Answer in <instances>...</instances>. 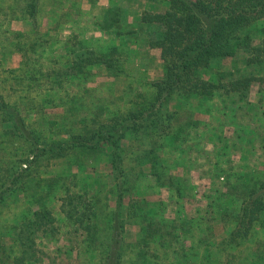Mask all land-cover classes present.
<instances>
[{
  "label": "rangeland",
  "instance_id": "374dc122",
  "mask_svg": "<svg viewBox=\"0 0 264 264\" xmlns=\"http://www.w3.org/2000/svg\"><path fill=\"white\" fill-rule=\"evenodd\" d=\"M89 1L41 0L35 26L22 24L18 0H0V99L18 109L42 148L82 134L81 121L91 119L100 106L107 116L117 115L120 108L116 104L123 103L125 96L121 95L128 87L135 94L153 96L147 88L133 90L134 83H149L147 75L136 74L132 82L120 79L129 50L108 36V27L100 24L104 11L96 6V0L92 5ZM90 53H109L98 58V63L113 65L110 76L97 66L77 64ZM259 88L257 84L252 90ZM261 88L263 91L264 84ZM252 95L253 100L260 99L256 93ZM204 98L189 99L196 119H201L206 109L198 102ZM131 100L120 115L132 108ZM237 103L241 115L247 101ZM185 106L173 121V132H165L152 143L150 138L138 140L133 135L124 141V167L130 173L124 207L141 203L139 216L128 221L123 264H264V213L249 237L230 239L246 185L251 179L258 181L264 164L259 149L245 153L242 145H263V130L255 125L247 134L239 129L241 136L237 131L236 137L220 133L216 141L198 137L201 132L213 135L214 129L198 124L199 120L186 122L189 107ZM153 146L157 164L155 160L137 163ZM34 151L31 143L5 133L0 116V194L13 177H20L0 200V260L18 255L11 237L13 226L33 221L36 213L45 210L63 222V201L73 199L96 204L100 239L89 264H100L95 248L106 242L116 208V183L105 151L72 148L63 156L47 154L32 164ZM153 172L165 177L152 176ZM23 212L28 216L22 218ZM179 226L186 227L184 233ZM66 231L63 226L61 232ZM180 239L184 241L181 245ZM56 255L53 250L52 259L45 264L53 260L62 264Z\"/></svg>",
  "mask_w": 264,
  "mask_h": 264
},
{
  "label": "trees",
  "instance_id": "16d2710c",
  "mask_svg": "<svg viewBox=\"0 0 264 264\" xmlns=\"http://www.w3.org/2000/svg\"><path fill=\"white\" fill-rule=\"evenodd\" d=\"M18 1L32 25L37 26L39 0ZM166 1L168 8L165 12H145L141 18L142 23L160 26V32H154L146 43L151 49L160 51L165 67L164 76L152 83L158 90L156 96L134 95L128 87L125 93L133 97L132 108L127 113L109 117L100 106L91 119L81 121L82 134L72 137L68 142L53 143L43 148L37 145L33 133L28 129L18 109L0 99V116L5 133L20 137L35 146L32 164L47 154L63 156L64 152L72 148L105 151L116 183V208L110 218L106 242L95 248L100 264H123L128 221L139 216L137 207L140 201L131 203L128 209L124 207L125 187L130 178V173L127 174L124 167L123 156L127 136L133 135L138 140L147 137L152 143L158 137L164 136L165 132L172 131L173 121L179 116L176 117L175 112L168 108L171 98L175 95L183 96L186 101L196 96L210 98L214 85L199 77V69L207 67L212 59L234 57L242 37L248 53L246 64L252 66L253 70L251 75L233 78L229 83L230 88L225 91L239 93V96L244 98L249 95L251 87L258 84L261 88L264 84V75L261 74L264 72V30L261 43L255 45L256 34L249 29L253 23L264 19V0ZM118 15L126 18L127 11L119 9ZM108 54L90 53L84 55L82 62L77 64L86 67L97 66L105 69L110 76L113 65L98 63ZM120 73L122 74V71ZM129 77H132V74L127 73L126 77L120 76V79ZM228 77L229 74L224 75L225 79ZM127 81L132 82V78ZM144 152V158L136 159L137 163L155 160L157 164L154 146ZM147 165L152 166V163L148 162ZM151 175L157 178L165 177L163 173L157 172ZM19 178L16 176L11 179L10 186L0 194V200L3 194L12 190ZM134 178H139V172L135 173ZM251 180L253 182L250 181L249 185H246L247 189L236 218L237 227L230 238L232 241L246 239L252 234L256 223L262 221L264 180ZM67 200L63 201V222L54 218L50 210H45L36 213V219L33 221L13 226L11 237L19 251L18 255L12 259L7 257L0 260V264H45L52 259L53 250L58 253L56 258L61 259L62 264H89V260L96 256L93 248L100 239L96 204ZM63 226L67 229L66 232H61ZM178 228L182 233L186 230L184 226ZM181 239L178 241L180 245L184 242ZM46 250L51 253L48 254ZM52 264H56L55 260Z\"/></svg>",
  "mask_w": 264,
  "mask_h": 264
},
{
  "label": "crops",
  "instance_id": "0c3cea01",
  "mask_svg": "<svg viewBox=\"0 0 264 264\" xmlns=\"http://www.w3.org/2000/svg\"><path fill=\"white\" fill-rule=\"evenodd\" d=\"M40 2L41 0H39V8ZM89 2V5H92L94 1L90 0ZM96 3V6L99 7L101 11H104V14L101 15L100 24L108 27V36L111 37V39H115L116 44H126V47L129 50L130 54L126 56L127 64H123L124 71H122L121 76L126 77L127 73L132 74V76H135L136 74L147 75L148 77L146 79L149 81L147 84L148 86L146 84L142 85L134 83L133 90L145 91L147 88L151 90V94L153 96H156L158 90L152 86V83L164 76L165 67L160 57V51L158 49H151L146 43L148 38H150L151 35L153 36L154 32H160V26L142 23L141 18L145 12H165L168 8V2L166 0H96ZM119 9L127 11L126 18L118 15ZM20 20L24 25H32L23 10ZM38 24L39 16L37 25ZM249 29L256 34L257 40L255 45H259L263 37L264 19L253 23ZM100 32L104 34V30L101 29ZM243 39L244 37H242L239 41V45L237 47L238 50L234 57L227 59H212L207 67L199 69V77L203 81L214 85V92L211 94L210 98H204L203 100L198 99V102L202 101L203 106L206 105V109L204 110L201 119H196L195 115L192 114L193 110L191 108L192 105L190 100L186 101V99L180 95H175L171 98L168 108L171 112H175L176 117L180 116L184 112V108L187 109L185 106L187 104L189 107V115L184 117V119H188L185 120L186 122L196 123L198 122L197 120H199L198 124L208 125L211 130L214 129L213 135L201 132L198 137H213L215 141L220 133L227 137H231L233 133L236 137V131L239 133L241 132L239 129H242V131L247 134L248 130L255 125L261 126V130H263L262 135L264 137V90L261 91L260 88L259 91L252 90L254 89L253 86L249 91V95L244 98L240 97L239 93H227V91H225L230 88L229 83L233 78L240 75H251L252 73L253 67L246 64L248 53L244 48ZM240 51L243 55H241ZM225 74H229L230 77L225 79ZM129 78H132V80L134 79L133 77ZM123 80L127 82L128 78H123ZM100 84L99 85L103 86L104 90L105 85L102 83ZM144 93L146 94L147 92ZM254 93L260 96L259 100H253L252 94ZM122 94L123 95L121 96L125 97L124 99L122 98L123 103L121 105L119 103L116 104L117 109L120 108L116 112L117 115L124 112V108L129 103V98L133 97L132 95L126 93ZM243 100L247 101V103L240 115L238 114L240 107L237 106V102ZM218 105L226 107V109L221 110ZM211 108L213 110H211ZM216 114L220 116L219 119L216 117ZM241 122H243L245 126H240L239 128V124H241ZM175 129L176 128L173 125L172 132ZM245 144L242 145L245 149V153L252 154L254 149H259L262 152V157L264 158V144L259 147L253 146V144H250L249 147ZM263 180L264 164L260 166V172L258 173V181L262 182ZM22 214V218H25V215L28 216V212H23ZM18 215L20 216V214Z\"/></svg>",
  "mask_w": 264,
  "mask_h": 264
},
{
  "label": "built area",
  "instance_id": "2783aa9c",
  "mask_svg": "<svg viewBox=\"0 0 264 264\" xmlns=\"http://www.w3.org/2000/svg\"><path fill=\"white\" fill-rule=\"evenodd\" d=\"M25 168H27V166L25 165Z\"/></svg>",
  "mask_w": 264,
  "mask_h": 264
}]
</instances>
